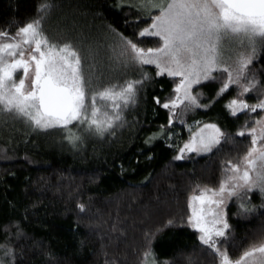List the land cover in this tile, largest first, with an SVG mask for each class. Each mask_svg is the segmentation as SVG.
Masks as SVG:
<instances>
[{
  "label": "snow or ice",
  "instance_id": "obj_1",
  "mask_svg": "<svg viewBox=\"0 0 264 264\" xmlns=\"http://www.w3.org/2000/svg\"><path fill=\"white\" fill-rule=\"evenodd\" d=\"M53 7L52 0H42L33 18L15 32L0 30V117L18 120L33 131L59 130L77 148L86 135H113L146 83L166 77L171 91L153 100L166 110L167 124L148 136L146 145L162 139L174 150V161L189 159L191 153H219L225 144L233 150L244 144L246 150L238 158L221 160L215 185L190 187L186 212L144 232L140 264H170L159 261L152 247L157 235L170 227L193 229L213 264H264V228L233 256L226 244L231 225L225 212L234 198L236 215L253 213L256 206L249 194L254 190L264 208V86L250 67L264 51V0H116L132 32L126 35L107 26L113 41L107 76L97 59L98 44L89 43L85 54L78 46L83 40L49 37L44 24ZM127 70L136 75L129 76ZM208 84L217 87L205 103L202 89ZM254 91L255 102H249L247 94ZM221 100L228 116L243 117L235 133L215 122L185 120L188 113ZM178 125L187 131L186 139ZM77 206L84 211L83 204ZM10 227H4L0 264H17L12 237L19 239L22 232L18 224L14 233Z\"/></svg>",
  "mask_w": 264,
  "mask_h": 264
},
{
  "label": "trees",
  "instance_id": "obj_2",
  "mask_svg": "<svg viewBox=\"0 0 264 264\" xmlns=\"http://www.w3.org/2000/svg\"><path fill=\"white\" fill-rule=\"evenodd\" d=\"M42 0H0V30L15 32L33 18ZM54 7L45 21L52 39L69 38L87 53V45H99L98 60L108 71V45L112 43L109 24L126 35L125 10L116 0H52ZM151 46V45H148ZM154 73L152 66H146ZM264 86V51L250 66ZM125 70H121L123 73ZM129 76L136 75L127 70ZM166 77L147 82L138 103L125 113L123 126L104 138L85 136L73 148L56 129L33 131L18 120L0 117V243L4 227L19 225L22 235L12 237L17 264H140L144 232L163 225L167 219L186 212V195L194 183L215 185L221 160L238 158L244 144H225L219 153L182 161L172 159L173 149L162 139L146 145L145 139L167 124L161 99L171 91ZM216 84L203 87L204 102L214 95ZM254 95L249 100L255 101ZM224 101L185 116L215 122L235 133L243 117L227 115ZM184 139L187 131L178 125ZM237 140L242 139L237 137ZM255 211L238 216L233 199L227 207L231 225L226 242L233 256L239 255L253 236L264 228V208L258 192L249 194ZM84 205V211L77 206ZM115 225V228H113ZM159 261L170 264H213L202 249L195 231L188 227L165 228L153 241Z\"/></svg>",
  "mask_w": 264,
  "mask_h": 264
},
{
  "label": "rangeland",
  "instance_id": "obj_3",
  "mask_svg": "<svg viewBox=\"0 0 264 264\" xmlns=\"http://www.w3.org/2000/svg\"><path fill=\"white\" fill-rule=\"evenodd\" d=\"M44 28H45V24H44ZM45 31H46V29H45ZM254 93H255V91L252 92V93L247 94V97H246V98H248V97L251 96V95H254ZM249 102H255V101H253V100H249ZM181 126H183V125H181ZM191 154H195V153H191ZM203 155H207V154H202V155H200V156H203ZM183 160H184V159H183ZM179 161H182V160H179ZM253 192H258V191H255V190H254ZM253 192H252V193H253ZM233 199H234V198H233ZM233 199H232V200H233ZM232 200H230V201L227 202V205H226V207H225V212H226V214H227V207H228V205L231 203Z\"/></svg>",
  "mask_w": 264,
  "mask_h": 264
}]
</instances>
